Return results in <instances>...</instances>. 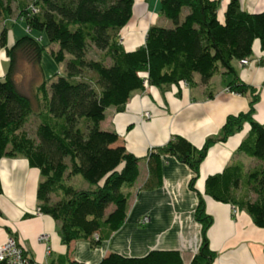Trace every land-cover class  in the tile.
Instances as JSON below:
<instances>
[{
	"label": "trees",
	"instance_id": "1",
	"mask_svg": "<svg viewBox=\"0 0 264 264\" xmlns=\"http://www.w3.org/2000/svg\"><path fill=\"white\" fill-rule=\"evenodd\" d=\"M12 1L0 0V47L9 60L5 76L0 78V158L22 155L40 170L38 211L57 222L64 244L86 238L97 245L126 217L128 193L122 187L138 177L139 158L125 145L115 144L118 133L100 127L106 108L121 109L130 93L145 84L191 83L194 72L204 83L219 68L234 76L227 82L228 90L250 96L249 109L227 114L217 135L206 137L200 147L179 134L152 147L146 184L160 183L165 154L189 165L192 176L188 185L198 196L194 217L202 229L200 247L190 264H212L216 252L209 248L207 230L213 218L194 183L208 148L248 122L250 130L238 149L256 163L245 168L242 161H234L209 174L205 193L245 209L257 226L264 227V123L252 116L259 93L236 77L232 62L249 59L257 38L264 47V9L251 12L239 0H229L221 19L219 0H160L161 15L173 24L149 25L143 44L127 50L121 44L120 30L132 15L134 0H16L15 17L23 19L29 31L42 32L50 43L57 44L50 55L58 63L65 61V73L44 78L36 96H31L19 89L16 75L21 62L43 73L40 58L45 45L28 32L7 44L5 21L13 16ZM93 50L97 57L87 56ZM29 123L33 133L26 126ZM76 173L93 187L69 184L65 178ZM68 264L85 263L70 260ZM95 264L184 262L177 250L152 249L141 256L112 251Z\"/></svg>",
	"mask_w": 264,
	"mask_h": 264
},
{
	"label": "crops",
	"instance_id": "2",
	"mask_svg": "<svg viewBox=\"0 0 264 264\" xmlns=\"http://www.w3.org/2000/svg\"><path fill=\"white\" fill-rule=\"evenodd\" d=\"M228 1L219 0L218 16L221 19ZM239 1L243 9L251 12L264 9V0ZM159 6L160 0H134L132 15L120 30L124 48L132 50L143 44L149 25L167 23ZM6 38L7 44L12 45L17 37L8 29ZM252 50L247 65L237 59L232 62L236 77L253 85L259 93L252 116L264 123V47L258 38ZM8 65L6 50L0 47V78L5 76ZM193 74L191 83L145 84L144 88L130 93L121 109L106 108L100 127L118 133L115 144L125 145L127 151L139 158L138 177L130 186L122 187L128 193L126 217L108 238L97 245L90 244L86 238L64 244L57 222L38 211L36 189L41 179L40 170L19 155L0 158V244L13 234L40 264H68L70 260L95 264L112 251L141 256L152 249L177 250L184 264H190L202 241L201 224L194 217L198 196L188 185L192 171L175 155L165 154L161 162L160 183L146 184L148 152L152 147L162 146L175 134L200 147L206 137L217 135L227 114L248 110L250 99L248 95L228 90L227 82L234 76L224 73L222 68L204 83L200 74ZM44 78V70L42 73L28 62H21L16 82L23 93L36 96L38 85ZM22 83H29V87L21 86ZM146 110L151 111L150 117L143 116ZM249 130V123L245 122L226 140L210 146L194 183L204 197L206 212L213 218L207 230L209 248L216 252L212 264H264V227L257 226L245 209L233 211L229 203L215 200L205 193V180L209 174L219 172L234 161H242L245 168L256 163L238 149ZM71 177L65 179L73 186ZM92 187L85 180L76 188ZM143 216H147L144 221L141 220ZM45 233L47 239L40 240L39 235Z\"/></svg>",
	"mask_w": 264,
	"mask_h": 264
},
{
	"label": "rangeland",
	"instance_id": "3",
	"mask_svg": "<svg viewBox=\"0 0 264 264\" xmlns=\"http://www.w3.org/2000/svg\"><path fill=\"white\" fill-rule=\"evenodd\" d=\"M30 3L32 2V0H28ZM12 5L14 7L13 16H10L7 20H6V27H8L9 30H12L13 33L15 34V37L20 36L22 33L25 34V32H28L29 34H31L34 37H39V41L41 44L45 45L44 50L42 51V55H41V65L43 67V70L46 73V77L48 78L49 76H51L54 73H59V74H64L65 73V61H60L59 63L56 62L50 55V49L51 47L53 48H57V44L54 43H50L48 37L45 36L44 33L42 32H38V31H32V30H28L27 26L25 25V21L21 18H16L15 15L17 13V8H16V0L12 1ZM185 10L182 11L180 17L182 18L183 15L185 14ZM165 18V17H164ZM167 23L166 24H162L166 27L171 26L173 23L172 21L168 18H166ZM87 56L89 57H97V55L94 53V50L92 53H89ZM69 57L68 54H66V58ZM250 63V60H248ZM247 63V64H248ZM247 64H243V65H247ZM91 72H87V74H89ZM23 87L28 88L29 87V83L25 84L22 83ZM28 92V90H27ZM28 130H30L31 133H33L34 127L29 123L26 125ZM85 179L79 174L76 173L75 175H72L71 177V182L73 184V186L79 187L80 184L82 182H84Z\"/></svg>",
	"mask_w": 264,
	"mask_h": 264
},
{
	"label": "built area",
	"instance_id": "4",
	"mask_svg": "<svg viewBox=\"0 0 264 264\" xmlns=\"http://www.w3.org/2000/svg\"><path fill=\"white\" fill-rule=\"evenodd\" d=\"M32 11H37V8L32 7ZM247 58L240 59L241 64H247L249 61ZM151 111H144V117H150ZM233 211H236V206H233ZM147 216H143L141 220H146ZM48 235L40 234L39 239L45 240ZM0 264H40L34 260L28 253L26 247L22 246L17 237L13 234L8 235L7 238L0 244Z\"/></svg>",
	"mask_w": 264,
	"mask_h": 264
}]
</instances>
